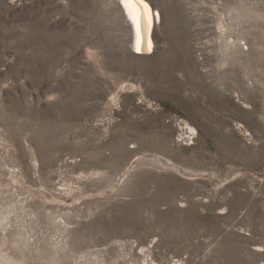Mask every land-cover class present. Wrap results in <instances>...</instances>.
<instances>
[{"label": "rangeland", "instance_id": "1", "mask_svg": "<svg viewBox=\"0 0 264 264\" xmlns=\"http://www.w3.org/2000/svg\"><path fill=\"white\" fill-rule=\"evenodd\" d=\"M0 0V261L264 264V0Z\"/></svg>", "mask_w": 264, "mask_h": 264}, {"label": "bare ground", "instance_id": "2", "mask_svg": "<svg viewBox=\"0 0 264 264\" xmlns=\"http://www.w3.org/2000/svg\"><path fill=\"white\" fill-rule=\"evenodd\" d=\"M121 5L133 27L135 52L157 51L161 19L158 9L147 0H121Z\"/></svg>", "mask_w": 264, "mask_h": 264}]
</instances>
